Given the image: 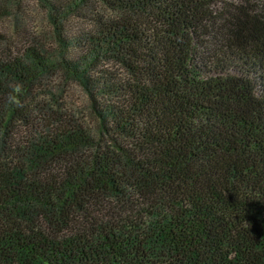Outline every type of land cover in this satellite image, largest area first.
Masks as SVG:
<instances>
[{
    "label": "trees",
    "instance_id": "trees-1",
    "mask_svg": "<svg viewBox=\"0 0 264 264\" xmlns=\"http://www.w3.org/2000/svg\"><path fill=\"white\" fill-rule=\"evenodd\" d=\"M35 1L51 31L0 47V264H264V0Z\"/></svg>",
    "mask_w": 264,
    "mask_h": 264
},
{
    "label": "rangeland",
    "instance_id": "rangeland-1",
    "mask_svg": "<svg viewBox=\"0 0 264 264\" xmlns=\"http://www.w3.org/2000/svg\"><path fill=\"white\" fill-rule=\"evenodd\" d=\"M22 14V23L15 22V16ZM72 25L80 27L77 20H71ZM25 28L26 32L36 36L46 35L51 31V25L47 20L46 12L35 0H0V36L6 41L0 46H14L13 40L19 39V31ZM20 27V28H19ZM9 41V43H8ZM6 48V47H5ZM62 82L61 76L55 79ZM69 101L83 114V117L90 115V99L83 89L74 83L68 86Z\"/></svg>",
    "mask_w": 264,
    "mask_h": 264
},
{
    "label": "clouds",
    "instance_id": "clouds-1",
    "mask_svg": "<svg viewBox=\"0 0 264 264\" xmlns=\"http://www.w3.org/2000/svg\"><path fill=\"white\" fill-rule=\"evenodd\" d=\"M11 91L8 93V104L15 105L16 107H22L21 96L23 95V87L17 83L11 85Z\"/></svg>",
    "mask_w": 264,
    "mask_h": 264
}]
</instances>
